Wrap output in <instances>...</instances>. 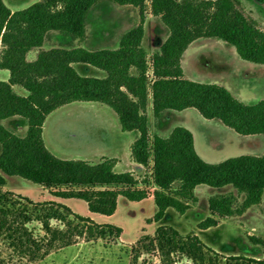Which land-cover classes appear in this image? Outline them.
I'll return each instance as SVG.
<instances>
[{
	"label": "trees",
	"instance_id": "1",
	"mask_svg": "<svg viewBox=\"0 0 264 264\" xmlns=\"http://www.w3.org/2000/svg\"><path fill=\"white\" fill-rule=\"evenodd\" d=\"M99 1L39 0L12 11L0 0V69L10 72L7 81L0 80V119L19 115L28 123L23 137L0 123V187L6 184L3 173L20 176L55 189L52 193L56 196L85 200L92 212L105 215L116 211L120 195L133 201L146 198L147 190L134 188L139 181L132 172L114 171L115 158H103L97 163L63 159L46 147L43 126L50 113L75 101H94L113 108L123 131L138 132L131 156L144 167L151 166L157 219L169 207L185 212L189 201L197 200L194 190L202 184L232 185L245 194L239 205L233 193L210 197V211L221 217L241 215L261 203L264 154L207 162L195 149L193 133L184 126L174 127L167 137L151 136L147 109L151 98L156 118L167 110L192 107L239 134H264V98L245 103L223 85L188 79L182 67L184 53L199 38L221 39L235 47L242 59L264 64V31L237 8L235 0H112L138 7L140 23L123 34L116 49L72 46L75 40L86 36L88 17ZM148 8L169 30L160 49L152 54L150 64L142 46ZM51 32L57 33L60 46L40 50L35 60H27V53L42 47ZM75 63L100 68L106 76L81 75ZM14 85L22 86L28 94H18ZM14 196L12 191L0 189V237L8 240L10 246L21 251L31 249L36 255L41 243L27 225L34 217L27 205L18 206L20 201ZM26 200L33 204L29 198ZM44 204L38 220L52 235L48 240L51 247L58 239L61 247L69 245L75 235L94 239L119 236L123 231L119 226L77 215L64 204ZM70 215L86 224L81 229L74 227L77 231L52 227L51 219L71 225ZM216 224V219L208 217L199 226L206 229ZM158 242L163 257H169L174 250L196 264H206L208 260L205 245L197 235L180 237L176 229L160 226ZM225 264H264V256L230 255Z\"/></svg>",
	"mask_w": 264,
	"mask_h": 264
},
{
	"label": "rangeland",
	"instance_id": "2",
	"mask_svg": "<svg viewBox=\"0 0 264 264\" xmlns=\"http://www.w3.org/2000/svg\"><path fill=\"white\" fill-rule=\"evenodd\" d=\"M37 1L39 0H4L8 7L14 10L23 9ZM235 1L237 8L264 31V0ZM139 23L138 7L130 4L120 5L112 0H100L88 17L86 36L75 40L72 46H82L90 50L116 49L123 34ZM168 34L169 30L160 17L154 16L148 8L142 46L147 52L149 64L152 54L160 49ZM56 46H60L57 33L51 32L42 47L33 48L27 53V60H35L40 50ZM73 65L81 75L106 76L104 70L95 66L85 63ZM182 67L184 74L195 77V81L199 82L212 83L213 80L232 73L235 88H239L251 100L264 98V64L242 59L235 47L221 39L199 38L191 43L184 53ZM5 74H9V70H0V78ZM16 89L19 93H26L22 86L17 85ZM148 109L151 136L158 134L167 137L174 127L180 125L179 117L169 114L167 120L161 122L153 113L149 114ZM197 115L184 120L194 131L198 154L205 161L217 163L243 154H264V134H259L261 140L258 142L251 140L248 143H240L237 140L239 134L220 120L205 118L199 112ZM118 121L117 113L106 104L72 102L59 107L49 118L46 140L53 143L55 147L50 146L53 151L51 152L59 158H93L94 161L89 162L97 163L98 154L101 152H116L125 145L128 136L115 128L114 125L119 123ZM127 170L128 167L116 168V172ZM131 172L139 181L134 188L147 190L148 196L133 201L120 195L116 211L112 215L92 212L87 202L82 199L66 201L77 215L89 217L96 223L119 226L123 230L122 233L119 236L114 234L94 239L75 235L72 242L63 247L60 246V239L55 241L53 247L49 246L48 240L52 235L46 232L42 222L38 220V216L45 210L44 203L48 202L42 201L41 193L44 190L28 179L13 177L10 186L19 192L12 191L15 195L13 199L20 201V207L23 204L28 206V212L34 219L27 225L42 248L34 255L33 250L21 251L19 247L10 246L8 240L0 237V260L3 264H196L186 255L174 250L169 257H163L158 242L160 226L176 229L180 237L197 235L205 245L208 256L206 264H225L230 255L254 258L264 256V197L261 203L251 206L241 215L221 217L210 211V197L233 193L236 196V205H239L243 202L245 194L239 193L232 185L212 187L202 184L194 190L197 200L189 201L190 206L185 212L169 207L164 216L157 219L158 206L154 199L156 186L153 184L151 166ZM177 185L175 183L173 187L176 188ZM23 194L41 201L35 202ZM25 197L33 201V204ZM208 217L216 219L217 224L206 229L200 228V223ZM68 219L71 225H64L58 219H51L50 223L54 228L73 231H77L74 227L81 229L86 224L75 215H70ZM252 237L259 238L260 241H255Z\"/></svg>",
	"mask_w": 264,
	"mask_h": 264
},
{
	"label": "crops",
	"instance_id": "3",
	"mask_svg": "<svg viewBox=\"0 0 264 264\" xmlns=\"http://www.w3.org/2000/svg\"><path fill=\"white\" fill-rule=\"evenodd\" d=\"M8 6V5H7ZM10 8V7H9ZM12 11H15L14 9L10 8ZM2 70V69H0ZM7 70V69H6ZM184 70V69H183ZM185 73V72H184ZM186 75V74H185ZM232 75V76H231ZM231 75H224V77L222 78H218L216 80H213L212 83H217V84H220V85H223L225 86L226 88H228L232 94L242 100L243 102L245 103H248V104H251V103H254V102H257L263 98H260L259 100L257 101H254V100H251L249 98V96L243 94L241 92V90L239 88H235L233 86V81H232V78H233V74L231 73ZM10 77V72L9 74H5L4 77L0 78V80H4V81H7ZM187 78L191 79V80H194L195 81V77H190V76H187ZM199 82V81H198ZM16 86L17 85H14L13 88L14 90L20 94V95H23V96H26L28 94V92L26 91V93H19L16 89ZM76 102V101H75ZM77 102H84V101H77ZM87 103H94V101H85ZM99 103V102H98ZM68 105V104H66ZM65 106V105H63ZM88 106V105H87ZM93 107V105H90V107ZM62 107V106H61ZM60 107V108H61ZM94 108V107H93ZM96 108V107H95ZM59 109V108H58ZM56 110H54L52 113H50L45 122H44V126H43V139H44V143L46 145V147L52 151L51 147H55L53 145V143H51L50 141L46 140V130H47V124H48V120L49 118L52 116V114L54 112H56ZM179 115H177V113ZM198 110L196 108H186V109H183V110H170V111H166L164 113V115L162 117H160L159 119H161V122H164L165 120H167V116H169V114H173L177 117L180 118V125L178 126H184L186 128H188L189 130H191V132L193 133V136H194V146H195V149L197 151V146H196V137H195V134H194V131L192 130V128L188 125H186V122L184 119L188 118V117H195V116H198ZM148 113L151 114L153 113L152 112V100L150 98L149 100V109H148ZM200 114V112H199ZM118 116V115H117ZM119 119V117H118ZM119 123H115V128H117L118 130H121L123 132V134L127 135V139L125 141V145L122 147V149H118L116 152H111V153H104V152H101L100 154H98V157H97V162L100 161L102 158L104 157H108V158H115L116 159V163L114 165V171L116 172V168L117 167H128L129 170H127L126 172H131V171H141L144 167L143 165L135 162L131 156V146L133 144V142L136 140V138L138 137V133L136 131H123L122 128H121V123H120V120L118 121ZM0 123L3 124L9 131H11L12 133L18 135V136H25L26 133H27V130H28V123H27V120L22 117V116H19V115H14V116H11V117H8V118H5V119H0ZM228 127V126H227ZM230 128V127H229ZM232 129V128H231ZM233 130V129H232ZM22 132V133H19V132ZM239 134V133H237ZM241 135V136H240ZM259 134H250V135H242V134H239V137H237V140L238 142L240 143H244V142H249V141H254V142H258L260 141L261 139H259ZM57 149V148H56ZM1 150H2V147H1V144H0V153H1ZM53 152V151H52ZM198 153V151H197ZM55 155V153H54ZM253 155V154H251ZM95 159V158H94ZM82 160H88V161H94L93 158H84ZM5 178H6V184L2 187H0V189L2 190H11L15 193H19L18 191L14 190V188H12L10 186V180L15 177L16 175H13V176H10V175H7L5 173H3ZM39 185V184H38ZM42 190H44L42 193H41V197H42V201H53V202H56V203H61V204H64L66 206H68L66 204V201L69 200V199H74V198H64V197H60V196H56L52 193V191H54L55 189H49V188H45L41 185H39ZM21 194V193H20ZM24 196H27L29 197L31 200L33 201H41V200H35L33 199L32 197H30L29 195L27 194H23ZM263 197H264V194H263ZM69 207V206H68Z\"/></svg>",
	"mask_w": 264,
	"mask_h": 264
}]
</instances>
